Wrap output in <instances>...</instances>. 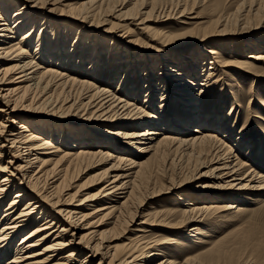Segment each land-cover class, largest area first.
I'll return each instance as SVG.
<instances>
[{"label": "bare ground", "instance_id": "obj_1", "mask_svg": "<svg viewBox=\"0 0 264 264\" xmlns=\"http://www.w3.org/2000/svg\"><path fill=\"white\" fill-rule=\"evenodd\" d=\"M241 1L223 22L235 20L239 36L255 40L243 41L242 50L207 49L208 38L227 35H205L198 38L200 51L186 56L157 45L144 53L134 34L153 31L160 21L152 0H0V264H77L80 257V264L264 260L261 244L237 249L212 233L222 217L238 222L251 213L256 197L264 212V170L253 160L263 158L264 146L249 135L250 127L264 132V115L250 107L240 127V117L232 118L242 108L233 91L241 85L233 82L264 78V0ZM185 16V9L165 15L187 24ZM69 23L79 29L72 50ZM103 50L117 56L118 89L112 81L79 78L63 58L69 54L71 64L83 69L89 61L94 74ZM229 93L235 107L227 111ZM249 103L264 109V100L251 97ZM175 153L182 156L170 160ZM90 158L111 164L95 177L97 185L105 184L95 194L65 198L76 165ZM183 158L184 178L164 191L178 193L177 207L149 210L136 223L144 202L162 194L139 181L143 171L161 159L169 169ZM107 219L112 228H105ZM116 227L121 230L115 234ZM155 228L177 234L185 228V239L210 247L180 259L186 252L181 243L152 238Z\"/></svg>", "mask_w": 264, "mask_h": 264}, {"label": "rangeland", "instance_id": "obj_2", "mask_svg": "<svg viewBox=\"0 0 264 264\" xmlns=\"http://www.w3.org/2000/svg\"><path fill=\"white\" fill-rule=\"evenodd\" d=\"M241 1V0H240ZM75 0H70L69 3H74ZM242 2V1H241ZM238 0H152V4L157 5L156 8H158V13L154 14H161L159 18V22L155 23L154 30L149 31L147 33H136L135 38H137L138 43H141V47L146 53V50L148 46L157 45L159 48H164L166 51L171 50V54L174 55V53L178 54H185L186 56L192 55L200 51V46L198 44V38L205 36V35H212L214 33L224 34L227 36H220L217 41H215L217 38L215 36H212L211 38H208L207 43L205 45L207 46V49L209 48H217L220 50V48H224L226 50H235V49H241L242 43L245 40L253 41V39L244 38L239 36L242 34V31H238L240 28L239 26L235 25V20L231 21L229 24H225L223 21L227 16L234 15V11L236 8V5L238 4ZM150 9V7H149ZM147 9V10H149ZM184 10L186 12L185 19L187 21V24H181L179 21H177V18H166L165 15L167 12L171 10ZM164 16V17H163ZM234 22V23H233ZM107 27H110V25H107ZM67 29L69 32L73 33V38L68 40L69 48L72 50V46L74 44V37H77V34L79 32V29H75V26H72L71 23L67 24ZM119 29V28H117ZM60 30H65L60 28ZM247 31V30H246ZM64 32V31H62ZM92 32V31H91ZM157 32V33H155ZM245 32V31H244ZM98 35H102V33L98 32ZM140 34V35H138ZM259 35V33H257ZM238 35V36H235ZM261 35V34H260ZM112 37L111 35H108ZM69 37V36H68ZM104 37V35H103ZM255 37V35H254ZM153 39V40H152ZM92 41V40H91ZM98 41V39H97ZM98 44L102 45V40H99ZM106 47H111L110 44H105ZM105 46H101L104 48ZM88 56L91 57V51L94 48V46L89 45L88 46ZM107 48H104V50ZM99 50V48H98ZM97 51V55L101 56V59L99 62L100 70L96 73V70H94V74L91 70L88 69L89 61L87 63V66L85 69L74 66L71 64V56L69 54H66L65 60L68 61L67 65L71 66V72L72 74H76L79 78H90L94 81L99 80L101 83H109V82H115V89H118L119 87V81H114L113 79V72L115 71V67L118 65V62L115 60L117 56H114L108 52ZM164 50V51H165ZM253 52H256L255 50H252ZM249 52V51H248ZM246 52L243 57H246L249 53ZM76 55L79 54L77 51L72 52ZM126 54V53H125ZM146 55V54H143ZM125 56V55H124ZM123 56V58H124ZM120 60L119 63L123 62V65L125 66L127 60H122V56H119ZM225 61H231L232 58L225 57ZM140 62V61H139ZM76 63V62H75ZM92 65V64H91ZM97 68V67H96ZM93 70V69H92ZM125 70L124 68L119 72V76L117 78L121 79L124 78ZM84 74V75H81ZM86 75V76H85ZM233 77V76H231ZM146 78V77H144ZM110 79V80H109ZM233 84L236 86L240 84L241 86L236 88L233 91L237 90L236 95H238V99L240 101V104H242V108L238 109L237 111H234L232 113V118H239V127L241 125H246L248 121V111L253 109L255 111V115H264V109L260 108V104L257 103L256 108L254 109L252 107V104L250 106V99L251 97L257 98L258 100H264V78L261 79L260 82L257 81H249L246 80L243 82V80H236L233 82ZM227 90H231V88H227ZM144 95V94H143ZM142 95L141 100L142 102L146 99ZM229 103L227 105V111L234 109L235 107V95L229 93ZM31 98V97H30ZM134 99V98H133ZM132 99V100H133ZM218 100L212 102L209 105V111H212L211 109L214 107V104ZM29 102V101H28ZM26 102V104L28 103ZM37 100L33 103V105H37ZM234 104V105H233ZM233 105V106H232ZM67 106V105H66ZM240 108V107H239ZM60 114H63L61 110H59ZM71 115L77 116L75 112L71 111ZM65 115V114H64ZM69 116V115H68ZM74 118V117H73ZM11 119V118H10ZM252 120L254 121V117H252ZM258 121V120H257ZM253 122H251L252 124ZM264 124V122H263ZM119 127L113 126L111 128L112 131H116ZM250 130L252 132L249 133V135L253 138V140H257V145L261 148L264 146V132L258 131L257 129L254 130L253 127H250ZM254 131V132H253ZM258 131V132H256ZM254 133V134H253ZM261 135H260V134ZM261 139H260V138ZM263 137V138H262ZM256 138V139H255ZM261 140V141H260ZM263 140V141H262ZM95 143V141L93 142ZM231 145L235 146L233 143H230ZM236 147V146H235ZM9 155V154H8ZM116 156L123 155V152L116 153ZM62 156V153H59L57 158L59 159ZM182 156L180 153L171 154V159H178ZM253 156V155H252ZM251 156V157H252ZM256 157L253 156V160L257 162V167L264 170V156ZM5 162L9 160L8 157L4 158ZM186 158H183V160L179 163H177L175 166L167 169L166 165H164L163 160L161 159L158 164H154L151 168V171H148L147 169L143 171V174H141V177L139 179L140 182L147 185V189L152 192L155 190H159L162 194L159 196H156L155 198H151L149 200H146L144 202L143 207L139 210V213L137 214V217L135 218L136 223H139L140 221L144 220L142 217L143 214H146L149 210H155V211H163L165 209H175L177 207L176 202V195L178 193H164L166 189L169 187L172 180L178 181L180 179L184 178V169H186ZM178 162V161H176ZM175 162V163H176ZM111 164L108 162H100L94 159H84L81 162H78L76 165V172L74 177L66 190H64L63 194L65 195V198L69 195H74V193H78V196L83 195H89V194H95L98 192L99 188L105 184L97 185L95 183V177L98 175L99 172H102L106 168L110 167ZM95 183V184H94ZM69 194V195H68ZM71 197V196H70ZM259 197H256L255 201L251 204V208L253 209L251 213L243 215L238 222H227L228 220L224 217L221 218L220 223L218 227H215V232L212 230L214 239L220 240V242H225L228 246L235 247L237 249H243L245 247L252 248L254 245L261 244V246H264V212L260 211L258 208V201ZM153 206V208H151ZM230 214L227 215V217ZM112 220H106L104 226L105 228H112L113 224L111 223ZM223 221H226L225 223H221ZM214 224V223H213ZM115 234L117 231H120L121 228H114ZM182 231L177 234L175 230H166L163 228H155L153 229L149 234L152 235V238H156L158 235L159 239L163 238L166 239V241L173 242V241H179L181 243V248L185 249L186 252L180 257V259H183L185 256L190 254H200L204 252L207 248L210 246L202 247L201 245L192 242L194 238H184L185 235V228L181 229ZM127 232H124L126 235ZM250 240H247V239ZM230 240V241H229ZM122 241H119L121 243ZM229 242V243H228ZM176 246V245H175ZM180 247V246H176ZM240 247V248H239ZM180 248V249H181ZM248 248V249H250ZM180 252V249L177 248ZM176 251V249H175ZM177 251V252H178ZM201 257V262L203 264H210L208 258ZM100 258H96L93 263H96L99 261ZM83 261V257H80L79 261H77V264H80ZM108 261V260H107ZM201 263V264H202ZM215 264V263H211ZM260 264H264V260L260 262Z\"/></svg>", "mask_w": 264, "mask_h": 264}]
</instances>
